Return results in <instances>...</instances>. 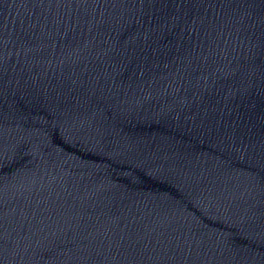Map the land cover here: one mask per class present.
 <instances>
[{
    "label": "water",
    "instance_id": "95a60500",
    "mask_svg": "<svg viewBox=\"0 0 264 264\" xmlns=\"http://www.w3.org/2000/svg\"><path fill=\"white\" fill-rule=\"evenodd\" d=\"M0 264H264V0H0Z\"/></svg>",
    "mask_w": 264,
    "mask_h": 264
}]
</instances>
